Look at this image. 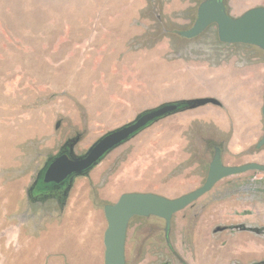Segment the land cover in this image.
Wrapping results in <instances>:
<instances>
[{
  "label": "rangeland",
  "instance_id": "374dc122",
  "mask_svg": "<svg viewBox=\"0 0 264 264\" xmlns=\"http://www.w3.org/2000/svg\"><path fill=\"white\" fill-rule=\"evenodd\" d=\"M202 1L42 0L34 19L47 26L43 44H33L31 58H25V45L18 44L16 65L9 69L17 74L16 84L10 86L15 90H4L5 78L0 80V264H11L10 242L17 243V255H30L28 264H57L55 260L77 264L66 251L45 250L32 257L37 254L33 249H43L51 237L60 239L67 229L64 214L91 210L88 202L97 204L105 226L100 204L112 198L108 194L112 186L122 193L142 190L179 197L204 183L215 146L222 149L224 165L245 164L242 161L249 156L232 155L229 139L210 143L207 156L187 162H180L184 157L156 156L147 148L153 141L152 124L110 151L86 176L75 177L64 208L53 199L27 200V188L67 139L79 136L71 153L83 156L106 133L175 102L185 89L195 86L199 94L211 89L208 67L220 47L216 26L191 40L178 35L193 25ZM226 4L228 12L238 17L264 6V0H226ZM120 19L118 29L114 21ZM62 21L65 27L57 28ZM246 152L252 156L255 150ZM101 188L103 200L95 198ZM77 196L82 198L78 202ZM234 204H240L241 213L262 208L264 173L250 171L218 182L173 216L167 238L163 220L133 218L125 244L126 264H182L176 248L183 251L186 232L201 226L203 214L215 217L225 206L232 212ZM101 249L97 257L82 251L80 264L96 260L103 264Z\"/></svg>",
  "mask_w": 264,
  "mask_h": 264
},
{
  "label": "crops",
  "instance_id": "0c3cea01",
  "mask_svg": "<svg viewBox=\"0 0 264 264\" xmlns=\"http://www.w3.org/2000/svg\"><path fill=\"white\" fill-rule=\"evenodd\" d=\"M41 2L0 0V80L1 77L5 78L4 86H8L4 88L6 91L15 90L10 86L16 84L17 74L10 73L9 69L16 65L18 44L25 45V58H31L34 43L43 44V29L47 26L43 20L34 19V12L40 9ZM114 22L118 29L121 28L122 19ZM56 27L64 28V21ZM215 52V58L210 59L213 63L208 67L210 72L207 75L211 89L199 94L193 86L191 90L181 92L174 101L211 98L218 105L208 103L157 120L152 125L153 141L147 148L152 149L156 156L184 157L178 162H187L194 156H207L210 143L217 145L229 139L228 149L232 155L249 156L242 161L244 163L264 164V147H256L263 131L261 107L264 96V52L250 45L223 43ZM184 83L189 82L185 79ZM250 149L255 150L252 156L246 152ZM112 187L108 190L112 198L100 205L112 204L122 194L121 190ZM101 189L95 198L99 196L103 200L104 190ZM81 199L80 196L75 198L77 202ZM233 206L232 212L226 210L225 206L215 217L203 214L201 226L191 227L190 233L186 232L183 251L180 247L176 248L185 264H264V205L261 209L249 208L248 213H241L240 204ZM87 207L91 210L78 214L65 213L63 220L67 229L63 235L60 239L49 237L48 245L43 249L34 248L37 254L34 253L32 257L45 250L66 251L80 264L84 250H88L94 257H97V253L101 255L106 224H101V211H97V204L88 202ZM23 237L27 238V235ZM14 243L10 242L9 245L11 264H28L30 255H17L20 250L16 249L17 243ZM62 264L71 263L66 260ZM93 264H98L97 260Z\"/></svg>",
  "mask_w": 264,
  "mask_h": 264
},
{
  "label": "water",
  "instance_id": "95a60500",
  "mask_svg": "<svg viewBox=\"0 0 264 264\" xmlns=\"http://www.w3.org/2000/svg\"><path fill=\"white\" fill-rule=\"evenodd\" d=\"M215 25L217 37L223 44H242L259 48L264 52V6L248 9L238 17L229 12L226 0H204L198 7L193 25L178 35L191 40L200 36L208 27ZM196 107L218 102L211 98L194 100ZM174 105L164 104L138 115L132 122L100 137L80 157L71 152L54 156L43 173L44 183L59 184L71 176H82L95 167L110 151L128 141L134 133L174 113ZM262 136L256 147H264V96L261 107ZM257 171L264 173V165L248 162L236 166L222 163L221 148L216 146L209 163L204 183L197 189L176 198H167L151 192L122 193L116 202L103 206L106 228L103 232V264H126L125 244L130 221L135 217H156L164 221L167 233L173 216L210 192L221 180L230 176Z\"/></svg>",
  "mask_w": 264,
  "mask_h": 264
},
{
  "label": "trees",
  "instance_id": "16d2710c",
  "mask_svg": "<svg viewBox=\"0 0 264 264\" xmlns=\"http://www.w3.org/2000/svg\"><path fill=\"white\" fill-rule=\"evenodd\" d=\"M169 105H174L176 107L174 113L183 112V111L196 107L194 100H179V101L171 102L169 103ZM152 124L153 122L147 124L146 127H144V129L149 127ZM142 130L134 133V135H132L130 139L134 137L136 134H138L139 132H141ZM78 140H79L78 135L73 138L67 139L61 146L59 153L60 152H65V153L71 152L73 147L78 142ZM53 157H50L46 161L45 166L41 170H39L33 183L27 188L26 196H27V200L31 203H38L41 201L53 199L57 202L60 208H64V206L66 205L67 198H68L69 190L72 187L75 176H71L68 179H66L64 182H62L61 184H57V185L53 183H44L43 177H42L44 170ZM89 171L84 172L82 176H86L89 173Z\"/></svg>",
  "mask_w": 264,
  "mask_h": 264
},
{
  "label": "flooded vegetation",
  "instance_id": "af4514ba",
  "mask_svg": "<svg viewBox=\"0 0 264 264\" xmlns=\"http://www.w3.org/2000/svg\"><path fill=\"white\" fill-rule=\"evenodd\" d=\"M216 147V146H215ZM215 147H213V153H214V149H215ZM60 153H63V152H60ZM59 153V154H60ZM64 182V181H63ZM62 183V182H61ZM61 183H59V184H61ZM53 184H55V183H53ZM57 185V184H56ZM169 235V230H168V232L166 233L165 231H164V236L167 238V236ZM182 264H185L184 262H181Z\"/></svg>",
  "mask_w": 264,
  "mask_h": 264
}]
</instances>
